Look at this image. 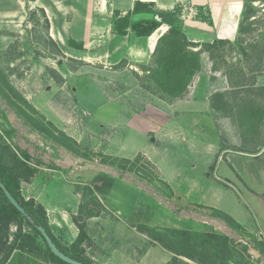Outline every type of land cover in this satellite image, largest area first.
<instances>
[{"label": "rangeland", "instance_id": "rangeland-1", "mask_svg": "<svg viewBox=\"0 0 264 264\" xmlns=\"http://www.w3.org/2000/svg\"><path fill=\"white\" fill-rule=\"evenodd\" d=\"M190 8L194 6L184 2L174 20L188 40L193 29L185 24ZM196 16L207 15L197 8ZM242 19L241 42L235 38L233 47L223 43L222 56L213 58L204 46L195 47L201 49L200 69L182 96L165 100L145 87L147 72L139 65L120 62L105 67L92 59L83 60L81 53L57 49L40 11L26 4L24 19L0 22L3 79L26 101L0 78V159L12 168L19 156L16 148L29 149L30 162L38 165L34 177L57 184L60 200L71 209L83 202L82 191L93 176L104 171L116 177L113 188L101 198L108 216L151 226L220 231L232 239L237 255L232 264H264V254L255 241H264L257 219L256 232L250 236L194 202L216 205L234 216L245 206L246 192L264 196V0H246ZM180 99L196 106L203 100L215 127L187 119L182 121L187 126L180 130L178 121L170 120ZM37 121L53 133L64 132L75 139L73 151L35 128ZM134 121L138 133L128 128ZM145 125L152 132L146 133ZM173 137L194 152L179 150ZM156 140L160 143L154 147ZM142 148L164 160L169 173L178 169L215 184L197 191L183 188L188 197L174 194ZM41 183L36 179L35 189ZM21 190L30 197L25 181ZM118 209L121 213L115 212ZM15 231L11 224L10 240Z\"/></svg>", "mask_w": 264, "mask_h": 264}, {"label": "crops", "instance_id": "crops-1", "mask_svg": "<svg viewBox=\"0 0 264 264\" xmlns=\"http://www.w3.org/2000/svg\"><path fill=\"white\" fill-rule=\"evenodd\" d=\"M137 1L152 3V8L156 12L173 11L176 7L183 6L184 2L190 3L194 8H190L192 9L189 14L190 17L185 24L193 28L190 30L188 37L191 36L192 39L189 37V40L195 42H211L215 39L233 41L238 34V26L244 8V0H0V22H6V18L10 19V21L24 19L26 4H28L31 8H42L44 10L49 24L46 30L48 37L62 52L67 54L81 53L83 60L90 62L92 59L105 67L114 66L120 62H126L130 65L147 64L158 38L169 28V25L162 23L148 36H136L131 30H128L125 35H119L112 29L114 12L119 11L123 15L131 11ZM197 8H202L207 16L205 18L196 16ZM153 17L154 14L151 12L132 13L130 16L133 21ZM208 20L212 21V24ZM69 40L82 42L83 50L68 47ZM197 104L196 106L187 100H177L175 107L178 111H176L174 116L169 115V117L171 116L170 120L178 121L180 130L185 129L187 126L186 123L182 122L187 119H196V121L200 122V125L206 121L207 125L212 123L213 127H215L205 102L201 100ZM200 108L201 110H196ZM146 119L147 117L141 118L140 121H146ZM149 126L145 125L146 129L144 130L146 133L152 132V128ZM128 128L137 133L139 132L137 121L132 122ZM173 140L176 142L173 143L174 146L179 150L190 154L194 152H190V146H187V143L181 141L179 137H173ZM157 141H155L154 147H157L160 143V141L159 143ZM149 144H152V140ZM21 149L26 150L31 155L29 149H24V147ZM141 152L157 166L160 172V179L174 194L187 196L188 192H184L183 188H191L197 191L201 187L208 188V183L215 184L208 178L198 181L191 173L178 169L169 173L167 168L163 166L164 160L161 161L150 156L144 148L141 149ZM42 160L45 162L44 158ZM55 164L59 165L58 162H55ZM218 164L220 165V161ZM36 179L40 183L42 182V186L39 185V189L34 187ZM25 183L31 190L28 196L44 206L48 224L55 238L62 246L69 247L79 232L77 225L72 220V216L78 212L81 202L76 209L75 207L71 209L67 202L64 203V201L60 200L57 184L51 179L47 182L43 180V177L39 176L31 178L29 182ZM53 190H56V192ZM51 192H55L54 195L57 194L58 198ZM246 193L248 195L243 199L246 207H242L241 210L238 209L236 211L237 214L234 215L235 217L229 215L236 221L239 220L237 222L252 234L256 232L254 219H257L260 232L264 234V196L257 197L249 192ZM22 195L24 196L23 193ZM249 195L250 197L248 198ZM101 198L99 196L100 205L97 211L86 219L85 230L89 240L82 245L84 255L93 264L170 263L174 255L172 252L141 232L138 229L139 222H133L132 218L124 219L117 216L118 219H115L108 216L106 214L108 207ZM251 198H254L255 202H252ZM194 202L198 205L216 208V205ZM115 212L121 213V210L118 209ZM163 226L166 225L164 224ZM181 258L187 260L186 258ZM4 264L58 263L49 257L25 250H16Z\"/></svg>", "mask_w": 264, "mask_h": 264}, {"label": "trees", "instance_id": "trees-1", "mask_svg": "<svg viewBox=\"0 0 264 264\" xmlns=\"http://www.w3.org/2000/svg\"><path fill=\"white\" fill-rule=\"evenodd\" d=\"M152 6V3L149 4L137 1L133 9L123 15L119 11H115L112 29L119 35H125L128 30H131L136 36H148L162 23L169 25V28L158 38L149 62L147 64H139V66L147 72L143 77V79L145 78L147 80L145 87L165 100H172L179 98L185 93L190 80L200 69L201 49H194L195 47L198 45L204 46V48L209 51L211 58H213L216 55L218 57L222 56L223 43L229 44L231 47L234 46V43L228 39H215L212 42L201 43L190 41L174 21L179 14L178 11L180 7H176L173 11L156 12ZM36 9L40 11L44 18L47 30L49 24L44 10L42 8ZM138 12H151L154 14V17L135 21L131 20V14ZM245 12L246 0H244L242 17ZM241 19L238 26V34L236 36V40L240 42L241 39L239 40V35L245 32ZM208 21L212 24V21ZM54 45L58 49L55 43ZM68 47L76 50H83V43L69 40ZM3 77L2 69L0 68V78L4 81V84H6L8 89L18 98L24 101L17 95L14 88L8 85V82L5 81ZM27 116L29 115L27 114ZM33 124L39 131L46 134L48 133L51 138L73 151L72 146L76 144V140L71 136L64 132L60 134L53 133L54 131H50L43 121H37ZM59 138L61 139L60 141ZM16 150L19 156L16 155V161L12 168L6 167L0 159V178L12 195L25 208L30 219L23 216L0 189V254L4 252L0 264H4L16 250H25L44 257H49L58 264H68L50 251L37 230V225H42L46 229L52 240L64 253L86 264H93L92 261L84 255V249L82 247V245L89 240L85 230L86 219L97 211L100 205L98 200L99 196L104 197L113 188L116 178L109 173L101 171L94 175L91 182L84 187L85 191H82L83 202H81L78 212L72 216V220L77 225L79 232L69 247H64L51 232L44 206L36 202L35 199L31 197L25 198L22 195L21 182H29L37 173L38 165H34L30 162L31 155L26 150L20 147L16 148ZM125 160L130 161L129 159ZM87 194H90V197L85 201ZM208 208L216 213V217L223 219L233 229H240L247 232L250 236L253 235L245 230L243 226L228 213L214 207ZM11 224H15L16 231L13 238L10 240L9 231ZM24 227H27L28 230H24ZM138 229L174 254L168 264H191L189 261H194L198 264H232L236 261L237 255L232 245L231 237L220 231L159 227L146 224H139ZM255 241L264 254V241H257V239H255Z\"/></svg>", "mask_w": 264, "mask_h": 264}, {"label": "water", "instance_id": "water-1", "mask_svg": "<svg viewBox=\"0 0 264 264\" xmlns=\"http://www.w3.org/2000/svg\"><path fill=\"white\" fill-rule=\"evenodd\" d=\"M154 138H152V141ZM159 143V141H157ZM0 189L3 191L4 195L7 197V199L11 202V204L26 218H29V214L25 210V208L18 202V200L12 195V193L8 190V188L5 186V184L2 182L0 178ZM37 230L39 231L41 237L44 239L46 245L50 249V251L57 256L62 261L68 263V264H86L84 262H81L77 259L72 258L71 256L64 253L52 240L51 236L48 234L46 229L42 225L36 226Z\"/></svg>", "mask_w": 264, "mask_h": 264}]
</instances>
